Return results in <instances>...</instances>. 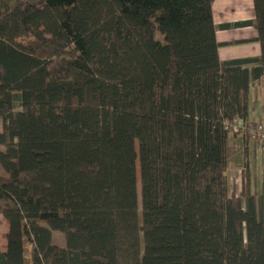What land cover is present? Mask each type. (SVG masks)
Masks as SVG:
<instances>
[{"label":"trees","instance_id":"obj_1","mask_svg":"<svg viewBox=\"0 0 264 264\" xmlns=\"http://www.w3.org/2000/svg\"><path fill=\"white\" fill-rule=\"evenodd\" d=\"M212 3L0 0V264H264V178L227 177L264 0L226 60Z\"/></svg>","mask_w":264,"mask_h":264},{"label":"crops","instance_id":"obj_2","mask_svg":"<svg viewBox=\"0 0 264 264\" xmlns=\"http://www.w3.org/2000/svg\"><path fill=\"white\" fill-rule=\"evenodd\" d=\"M212 11L216 39L220 42L221 59L255 57L259 54V45L253 40L256 36V29L251 24L255 16L253 0H213ZM263 82L264 76L253 81L250 86V117L256 120L264 118V111L260 109V99L264 91L261 95L259 92V86L261 87ZM256 114L258 116L254 118ZM233 163L236 166L239 165L240 159L235 158ZM236 172L234 177L239 178L240 169Z\"/></svg>","mask_w":264,"mask_h":264},{"label":"rangeland","instance_id":"obj_3","mask_svg":"<svg viewBox=\"0 0 264 264\" xmlns=\"http://www.w3.org/2000/svg\"><path fill=\"white\" fill-rule=\"evenodd\" d=\"M260 95L264 91V82L259 86ZM261 111H264V93L262 99H260ZM258 114L254 115V118ZM253 119V117H250ZM254 121L256 119H253ZM262 124L264 125V118L261 119ZM238 136H234L230 139L228 144V170L227 177L230 189L233 190L236 194L240 193L243 172L246 170L249 172L253 185L258 186L264 178V139L259 140V137H253L250 133L246 131V137L242 136V132H238ZM240 136V137H239ZM244 139H242V138ZM239 138H241V145L239 143ZM237 158L240 159V164L235 165L233 160ZM237 167V168H236ZM240 169L239 178L234 177V174H237L236 170ZM3 173V169L0 166V174ZM6 231L5 220L0 215V246H3L5 243V237L2 235ZM52 241L58 245H64V235L62 232L57 230L52 231Z\"/></svg>","mask_w":264,"mask_h":264},{"label":"built area","instance_id":"obj_4","mask_svg":"<svg viewBox=\"0 0 264 264\" xmlns=\"http://www.w3.org/2000/svg\"><path fill=\"white\" fill-rule=\"evenodd\" d=\"M232 131H242L244 130V122L239 117H234L231 124ZM247 133L251 134L253 137H259V140L264 139V125L262 124L261 120H255V122H250L247 127Z\"/></svg>","mask_w":264,"mask_h":264}]
</instances>
